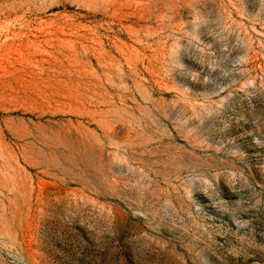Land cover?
<instances>
[{"label": "rangeland", "instance_id": "obj_1", "mask_svg": "<svg viewBox=\"0 0 264 264\" xmlns=\"http://www.w3.org/2000/svg\"><path fill=\"white\" fill-rule=\"evenodd\" d=\"M0 264H264V0H0Z\"/></svg>", "mask_w": 264, "mask_h": 264}]
</instances>
